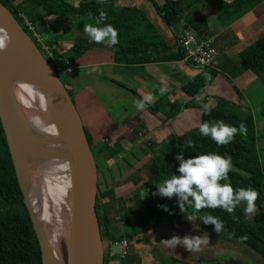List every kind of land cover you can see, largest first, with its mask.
Masks as SVG:
<instances>
[{
  "label": "crops",
  "instance_id": "0c3cea01",
  "mask_svg": "<svg viewBox=\"0 0 264 264\" xmlns=\"http://www.w3.org/2000/svg\"><path fill=\"white\" fill-rule=\"evenodd\" d=\"M20 1H17L19 6L35 25L37 33L54 57H63L71 47L88 37L83 32L84 15L57 17L35 6L23 7ZM143 1L121 0V3L137 7L171 51L177 50L176 35L181 29L189 30L198 38L210 39L217 52L216 64L208 71L193 67L183 58L124 66L115 64L111 59V52L103 50H91L72 60L73 72L65 76V81L97 153V191L111 189L115 195L120 196L132 191L134 187L131 179L138 173L140 176L147 174L142 168L146 159L143 151L157 145H167L172 135L179 136L197 127L205 104L208 108L230 111L240 117H251L256 154L260 169L264 170L261 163L264 145L262 135L258 132V128L262 127L259 125L261 121L256 120V114L252 110L253 103L259 97L254 90L257 87H253L257 79L245 68L238 56L240 51L264 35V0L229 7L219 20L216 19V13L224 3L231 0H201L187 9L182 19L171 29L161 23L150 3L145 0L149 3L148 7ZM63 3L76 10L84 8L83 0H63ZM93 65L97 66L96 71H92ZM197 78L204 82V86L193 96H186L182 86ZM162 88L166 89L163 94ZM149 94L154 97L153 101L144 110H138L135 101ZM198 94L202 97L200 102L194 98ZM116 142L122 144L123 152L115 157L110 148ZM104 147H109V155ZM101 170L104 174L107 172L108 175H114L113 180L118 181L111 186L107 174L102 178ZM138 170L140 171L137 173ZM99 179L104 180L103 190L99 188ZM144 196L143 192L142 197ZM173 236L183 238L199 236V233L191 217L181 218L147 231L143 234L142 241L130 239L127 256L132 258L133 264H161L158 263V256L166 264H175L173 259L183 264H194L190 260L199 253L201 256L205 253L204 246L200 251L189 252L181 246L172 249L161 244L162 240ZM106 264L119 262L111 261Z\"/></svg>",
  "mask_w": 264,
  "mask_h": 264
},
{
  "label": "trees",
  "instance_id": "16d2710c",
  "mask_svg": "<svg viewBox=\"0 0 264 264\" xmlns=\"http://www.w3.org/2000/svg\"><path fill=\"white\" fill-rule=\"evenodd\" d=\"M17 1L19 0H0V3L28 35L17 16V10L24 12ZM147 1L161 23L167 29H171L182 19L187 9L194 4L197 5L201 0H163L161 4H157L154 0ZM260 1L263 0H231L221 6L216 13V19H221L229 7L245 6ZM83 2L84 8L78 10L65 5L63 0H21L20 5L23 7L35 6L47 14L57 17L68 14L84 15L85 18L82 21L84 24H95L94 18L99 15L101 10L107 13V18L103 23L111 24L117 29L119 43L109 47L105 44L90 43L87 37L80 44L71 47L63 57H55L66 59L69 65H72V60L91 50L109 51L112 61L124 66L176 61L182 58L179 46L176 51H171L144 14L133 6L122 4L121 0L105 2L83 0ZM24 13L26 14V12ZM238 56L245 68L256 79L262 81L264 76V35L240 51ZM205 70L208 71L209 68H205ZM56 74L59 78L67 76ZM61 81L67 88L65 79L62 78ZM203 86L204 82L197 78L185 83L182 86V91L186 96L191 97ZM67 91L71 96L68 89ZM209 109L210 113H206L204 108L202 109L200 122L194 129L179 136L172 135L171 141L167 145H157L143 151L146 161L142 168L147 171V174L140 176L138 173L140 170L136 171L138 174L131 179L133 184L131 185L134 188L127 195H115L111 189L104 192L97 191L95 215L101 240L114 241L126 238L129 245L130 239L142 241L143 234L149 230L160 228L181 218L191 217L198 233H207L217 246L231 241L244 250L243 253L250 264H264V170L260 169L256 154L252 119L250 116L240 117L230 111ZM219 120L237 127L243 123L247 128V134L238 133L229 144L217 145L210 137H205L200 133L199 126L203 122ZM86 137L91 147L92 144L87 133ZM187 140L192 141L190 147L185 143ZM121 146L120 142L112 145L110 148L114 151L112 156L123 152ZM104 150L109 155V147H104ZM181 151L186 159L209 152L231 156L233 167L228 174V179L222 183H230L234 189L251 187L258 191L259 198L255 202L256 211L251 218L246 219L244 204L237 206L235 212L231 214L220 208L197 211L194 206H186L185 211L181 213L178 198L175 196L172 197L169 204H164L162 200L164 197L153 195L158 191L155 187L157 184L170 178L173 173L179 175V162L175 157ZM94 159L96 162V156ZM143 192L144 197H142ZM162 206L166 207L167 211ZM206 214L218 217L223 222L224 230L221 233L215 232L214 225L202 223L200 217ZM115 217L121 220V228L117 227ZM243 236H247V240L242 242L239 238ZM58 250L61 259L65 262L64 241L59 240ZM173 261L175 264H183L175 259ZM118 262L119 264H133L132 258L127 255ZM106 263L107 261L103 259V264ZM0 264H42L37 241L22 202V195L11 165L1 126Z\"/></svg>",
  "mask_w": 264,
  "mask_h": 264
},
{
  "label": "water",
  "instance_id": "95a60500",
  "mask_svg": "<svg viewBox=\"0 0 264 264\" xmlns=\"http://www.w3.org/2000/svg\"><path fill=\"white\" fill-rule=\"evenodd\" d=\"M0 27H4L11 36V42L6 51L0 52V65L8 69L52 111L61 123L66 136L63 139V145L67 171L65 210L68 233L64 241L65 262L61 259L59 252L60 259L63 264H103L105 240H101L95 215L97 165L87 141L83 121L61 79L1 3ZM0 126L22 195V202L37 241L41 263L52 264L48 260L42 231L22 181L9 105L1 82Z\"/></svg>",
  "mask_w": 264,
  "mask_h": 264
},
{
  "label": "clouds",
  "instance_id": "9594fccd",
  "mask_svg": "<svg viewBox=\"0 0 264 264\" xmlns=\"http://www.w3.org/2000/svg\"><path fill=\"white\" fill-rule=\"evenodd\" d=\"M107 13L103 10L94 18L95 24H84L83 32L88 36L90 43L105 44L106 46H115L119 43L118 31L111 24H104ZM11 42V36L4 27H0V52L6 51ZM92 71L97 70V66H91ZM17 83H21L17 81ZM34 87L33 85H29ZM166 89L162 88L161 93ZM43 95V93H38ZM195 100L200 102L201 95H196ZM154 97L149 94L135 101L138 110H144ZM206 113L210 109L205 104L203 106ZM32 126L38 131L47 132L54 125L45 126L38 116L32 118ZM200 133L205 137H210L217 145H227L233 141L235 136L247 134L246 126L241 123L239 126H232L223 120L203 122L199 126ZM189 147L191 140L185 142ZM175 159L179 162V175L172 174L170 178L163 180L155 187L158 189L153 195L164 198H178V206L181 213L185 211L186 206H194L197 211L203 209H223L228 213H234L237 206L244 204V212L247 215L254 214L256 211V201L259 193L255 189L233 188L230 183H222L228 179V174L232 170L231 156L220 155L209 152L207 154L196 155L193 158H185L183 151ZM164 207V206H162ZM167 211V208L164 207ZM189 219V218H188ZM190 220V219H189ZM204 225H214L216 233L224 230L223 222L210 214L200 217ZM242 242L247 240V236L239 238ZM161 244L168 248L175 249L177 246L184 247L189 252L200 251L202 246L209 244L207 233L202 236H184L183 238L173 236L171 239L162 240Z\"/></svg>",
  "mask_w": 264,
  "mask_h": 264
},
{
  "label": "bare ground",
  "instance_id": "6f19581e",
  "mask_svg": "<svg viewBox=\"0 0 264 264\" xmlns=\"http://www.w3.org/2000/svg\"><path fill=\"white\" fill-rule=\"evenodd\" d=\"M17 81L8 69L0 65V82L9 105L22 181L42 231L48 260L52 264H63L58 242L60 236L66 237L68 233L65 203L62 201L67 183L63 145L66 136L52 111L23 83ZM34 116H38L45 126L54 125L49 128L53 138L32 126ZM40 179L46 181L44 200L39 199L35 187ZM58 179L62 197H55L53 193Z\"/></svg>",
  "mask_w": 264,
  "mask_h": 264
},
{
  "label": "built area",
  "instance_id": "2783aa9c",
  "mask_svg": "<svg viewBox=\"0 0 264 264\" xmlns=\"http://www.w3.org/2000/svg\"><path fill=\"white\" fill-rule=\"evenodd\" d=\"M17 16L28 33V36L38 48L42 56L48 61L53 70L60 75H67L73 72V66L68 64L66 59H57L53 56L43 38L37 33L34 24L21 10H17ZM176 43L182 53V58L188 61L197 69L212 68L216 64L217 52L210 39L196 37L187 29H181L176 35ZM115 223L121 228V220L115 217ZM128 240L110 241L105 239L103 248V259L108 262L119 261L126 257L128 253Z\"/></svg>",
  "mask_w": 264,
  "mask_h": 264
},
{
  "label": "rangeland",
  "instance_id": "374dc122",
  "mask_svg": "<svg viewBox=\"0 0 264 264\" xmlns=\"http://www.w3.org/2000/svg\"><path fill=\"white\" fill-rule=\"evenodd\" d=\"M79 1H81V0H79ZM156 1L158 2V4H161L163 2V0H156ZM143 3H145L149 7V3L147 1L144 0ZM135 8H137V7H135ZM62 78L65 79L64 77L60 76V79H62ZM254 86L257 87V89H254V90L257 91V93L259 94V97H257L255 103H253V109L252 110L256 114L255 115L257 118L256 120L258 122L261 121L259 125H261L262 127L258 128V132L261 133V135H262L261 138H262V143L264 145V78L262 81L257 79L255 81V84L253 85V87ZM250 91L252 92V90H250ZM71 97H72V95H71ZM45 133L48 137L53 138L49 130ZM56 138H58V136H56ZM91 149H92V152L95 156L96 151H95L94 147L91 146ZM113 159H114V157H113ZM145 161H146V159L144 160V162ZM99 162L101 163L100 160H99ZM261 163L263 166L264 165V157H262ZM131 171H133V169ZM102 172L103 173L101 176L103 178L105 176V174H107V172H105V174H104V171H102ZM106 176L110 179V181H108V182L111 184V186L114 185L115 181H118V180H113L115 178V176L112 174H109V175L107 174ZM111 180H113V181H111ZM103 181L104 180L99 179V188L101 190L105 189V183ZM35 187L37 189V193L39 194L38 196H40L39 199L44 200L46 181L40 179L38 182H36ZM61 192H62L61 191V184H60V181L58 179V180H56V186H55V189L53 190L54 196L55 197H57V196L62 197ZM263 194H264V189H263ZM173 198H163L162 200H163L164 204H169ZM62 201H63V203H65V196L62 197ZM252 215L253 214H251V215L246 214V219H250ZM202 235L203 234H199V236H202ZM208 239H209V244L207 246H204L206 249L205 253L202 256L199 253L196 258H192L190 260L191 263H194V264H250L248 262V260L246 259V256L243 253L244 250L241 247H239V245L234 244L233 242L230 241L227 244H221V245L217 246L211 238L208 237ZM59 240L60 241H66V237L60 236ZM158 263L166 264L165 260L159 259V256H158Z\"/></svg>",
  "mask_w": 264,
  "mask_h": 264
}]
</instances>
